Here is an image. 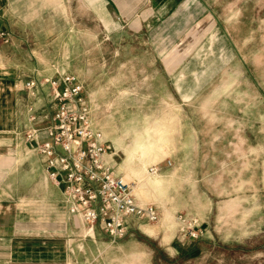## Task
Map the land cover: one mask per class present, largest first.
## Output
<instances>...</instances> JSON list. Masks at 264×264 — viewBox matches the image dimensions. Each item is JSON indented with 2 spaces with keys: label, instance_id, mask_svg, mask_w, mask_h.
Here are the masks:
<instances>
[{
  "label": "rangeland",
  "instance_id": "obj_1",
  "mask_svg": "<svg viewBox=\"0 0 264 264\" xmlns=\"http://www.w3.org/2000/svg\"><path fill=\"white\" fill-rule=\"evenodd\" d=\"M64 72L159 220L51 199L29 135ZM0 264H264V0H0Z\"/></svg>",
  "mask_w": 264,
  "mask_h": 264
},
{
  "label": "built area",
  "instance_id": "obj_2",
  "mask_svg": "<svg viewBox=\"0 0 264 264\" xmlns=\"http://www.w3.org/2000/svg\"><path fill=\"white\" fill-rule=\"evenodd\" d=\"M53 85L58 107L51 123L45 126V137L39 140L38 130L29 135L38 144L50 178L63 187L70 211L84 223L101 226L114 237H123L128 218L159 220L158 207L137 201L133 185L115 171V147L104 139V132L93 129L86 88L71 72L61 73ZM29 89L35 81H27ZM159 169L152 167L150 173ZM192 236L198 233L193 230Z\"/></svg>",
  "mask_w": 264,
  "mask_h": 264
},
{
  "label": "crops",
  "instance_id": "obj_3",
  "mask_svg": "<svg viewBox=\"0 0 264 264\" xmlns=\"http://www.w3.org/2000/svg\"><path fill=\"white\" fill-rule=\"evenodd\" d=\"M43 137H45V135L43 136ZM38 156H39V158H40V160H41V162L43 163V169H44V172H45V176H46V181H44L45 183H44V185L46 186V187H48L49 189H50V197H51V199L52 200H55L56 201V203H63V199H64V193H63V187L62 186H59V185H57L51 178H50V176H49V174H48V171H47V168H46V164H45V159H44V157H43V155H39L38 154ZM50 179V181H49V179ZM48 179V180H47ZM64 204V203H63ZM65 206V205H64ZM65 209H66V211H65V213H64V215H65V218L69 215V217L70 218H72L73 219V215L72 214H70V212H69V209L65 206ZM68 213V214H67Z\"/></svg>",
  "mask_w": 264,
  "mask_h": 264
}]
</instances>
